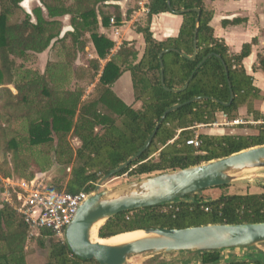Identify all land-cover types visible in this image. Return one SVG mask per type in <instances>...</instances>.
<instances>
[{
	"label": "trees",
	"instance_id": "16d2710c",
	"mask_svg": "<svg viewBox=\"0 0 264 264\" xmlns=\"http://www.w3.org/2000/svg\"><path fill=\"white\" fill-rule=\"evenodd\" d=\"M37 1L39 4L29 14L21 5L23 0H0V155L5 159L10 157L14 174L18 173L19 162H22L21 146L26 143L35 158L31 167L39 171L48 169L52 162L63 167L73 165L67 181L47 185L49 191L93 192L102 177L144 147L168 110L148 148L113 177L126 174L130 180L148 178L264 145V115L254 109V102L262 100L263 96L242 65L257 41L244 44L237 54L230 53L223 40L214 36L210 25L213 11L205 7L204 0H150L144 22L136 26V32L142 35L145 43L141 59L136 63L124 61L130 55L127 45L123 44L104 65L94 90L86 98L81 84L96 79L100 64L92 60L86 61V66H78L75 60L87 42L93 45L98 60L107 59L114 48L113 41L98 33L99 17L104 28L110 22V15L101 12L106 0ZM193 9L200 10V17L196 55L189 59L193 56L197 16ZM19 12L23 18L17 20ZM162 13L180 15L182 24L176 37L156 41L152 38L150 23L154 16ZM65 16H70L73 31L60 38L63 27L60 19ZM243 21L236 19L223 24L235 25ZM48 50L55 51L59 60L47 61L43 71L30 69L28 63H33ZM164 50H168L161 58L167 90L160 82L159 55ZM17 61L25 67L17 66ZM258 69L264 72V57L260 58ZM124 72L131 78L133 100L130 104L111 89ZM228 82L232 101L224 106L230 102ZM10 85L16 94L11 92ZM241 109H245L246 115L257 124L234 127L247 128L251 133L211 135L197 132L196 126L215 123L217 114L231 122L238 121ZM15 121L25 124V136L11 131L10 125ZM70 135L79 141L75 150L67 141ZM195 137L198 147L186 144ZM42 147L48 148L52 158L42 152ZM25 162L22 172L29 167ZM4 175L11 176L8 169ZM33 178V173L22 177L26 181ZM227 188L229 186L218 189ZM208 192L211 189L169 204L119 214L99 228L97 240L106 241L147 229L264 223V192L221 193L217 197L202 195ZM27 236L28 229L21 217L9 205L1 203L0 264H26ZM54 238L47 230L37 235L40 247L48 240L47 260L43 264H98L76 257L65 240ZM244 249L253 251L254 247ZM223 251L178 253L198 254L199 264H264L262 252L242 259H225Z\"/></svg>",
	"mask_w": 264,
	"mask_h": 264
},
{
	"label": "water",
	"instance_id": "95a60500",
	"mask_svg": "<svg viewBox=\"0 0 264 264\" xmlns=\"http://www.w3.org/2000/svg\"><path fill=\"white\" fill-rule=\"evenodd\" d=\"M167 3L169 5V1ZM193 11L197 16L193 37V56L189 59H193L196 55V36L200 17L199 9H193ZM167 51L164 50L159 55L160 82L165 90L167 89L162 76L161 58L162 54ZM222 64L227 75V68L223 62ZM191 78L192 75L189 80ZM188 82L185 83L183 89L187 87ZM228 88L230 102L224 106H228L232 101L229 82ZM168 111L162 115L144 147L122 166L101 178L88 199L78 208L64 234L66 245L76 257L94 260L98 264H126L129 258L144 253L158 255L178 252H211L252 248L264 243V223L217 224L184 229H147L142 231L144 237L118 245L102 244L91 240L90 235L94 226L99 224L97 234L106 221L119 214L169 204L200 191L229 186L239 173L264 169L263 145L197 166L130 182L116 195H114L115 192H100V186L104 181L112 178L143 154Z\"/></svg>",
	"mask_w": 264,
	"mask_h": 264
},
{
	"label": "crops",
	"instance_id": "0c3cea01",
	"mask_svg": "<svg viewBox=\"0 0 264 264\" xmlns=\"http://www.w3.org/2000/svg\"><path fill=\"white\" fill-rule=\"evenodd\" d=\"M24 1V0H23ZM150 1V0H149ZM140 0H106L103 2L101 12L110 15V19H114V25L104 28L101 25L99 17L98 33L105 36L107 39L114 42V48L110 51V55L105 60H98L95 50L91 42H87L84 51L78 54L75 64L78 66H86V61L97 60L100 64V71L94 80L98 81L104 65L109 59L115 55L123 44L127 45L126 50L130 55L124 58V61H132L136 63L143 55L145 49L144 39L141 34L136 32V26L142 24L145 20L146 14L142 11L139 5ZM37 1V5H38ZM205 7L213 11V16L210 25L213 29L214 36L217 39L223 40L228 50L232 54L240 52L244 44H250L254 39L257 41L251 47L250 55L245 58L242 65L247 74L253 77V84L262 93L263 99L254 102V109L264 115V72L259 70V60L264 57V0H204ZM35 5V6H37ZM24 9V8H23ZM25 10V9H24ZM26 11V10H25ZM27 13H31L26 11ZM244 20L241 23L232 25H224V22H232L233 20ZM63 27L60 38L66 33L72 32L70 26V16H65L60 19ZM182 24V17L180 15L171 13H162L154 16L150 23V32L152 38L156 41H164L168 38H174L178 35ZM55 51H46L44 54L38 56L37 60L42 57H47L46 61H58L48 55L54 54ZM131 52V53H130ZM56 53V52H55ZM136 53V56L133 55ZM80 61H85L81 62ZM114 94L119 97L126 104H130L133 100V90L131 84L130 74L124 72L122 76L111 87ZM91 90H84V95L91 94ZM240 115L246 116V110L241 109ZM218 122L209 126H196L198 133H206L211 135L221 134H246L251 130L232 126L228 131L226 123H231L224 115L217 114ZM250 119V118H249ZM242 120V119H239ZM249 125H256L255 122H250ZM231 126V125H229Z\"/></svg>",
	"mask_w": 264,
	"mask_h": 264
},
{
	"label": "rangeland",
	"instance_id": "374dc122",
	"mask_svg": "<svg viewBox=\"0 0 264 264\" xmlns=\"http://www.w3.org/2000/svg\"><path fill=\"white\" fill-rule=\"evenodd\" d=\"M24 2H25V5L23 4ZM21 5L26 11L30 12L35 7V5H37V0H24L21 3ZM22 18H23V14L19 12L16 19L20 20ZM48 55L52 57L54 60L55 58H57L55 52L54 54L48 53ZM47 59H48L47 57L41 56L40 60H36L34 62L31 61L33 63H28L29 65L28 64L27 65L30 67V69H36L37 71H43L45 64L47 62L46 61ZM81 62H85V61H80V63ZM16 65L25 67V65L22 64V62L20 61H17ZM81 86L82 87L80 88L83 89V92L84 90H89V89L93 91L95 88V83H94V80L89 83L83 82ZM8 87L13 94H16V91L14 90L12 85ZM0 94H1V88H0ZM86 97H88V95L85 96V98ZM0 105H2L1 101H0ZM240 119L242 120H238V121L239 122L242 121L243 123H246V125L250 124V122H253L251 118L249 119L246 116H242L240 117ZM10 127H11L10 129H12L11 131H13L15 134H18L20 137H22L21 135L23 136L26 135L25 124L22 121H15L12 125H10ZM222 128H225V129L228 128V131L232 129V127L230 126H226V127L222 126ZM67 141L70 144L72 149L75 150L78 148L79 141L73 136L71 135L68 136ZM41 150L43 153L46 154V156L52 158L53 155L49 153L47 147H42ZM21 154H22V159H21L22 162H19L20 165L18 167L17 174H14L12 165L10 164V161H11L10 157L5 159V158H2V155H0V179L7 180L9 178V179L17 180V179H22V177L24 178L28 176L29 173H33L34 179L35 178L40 179L46 185H51V184L54 185L56 181H60L61 183H64L69 178L73 165L63 167V166H60L52 162V164L50 165L48 169H46L45 171H39L37 170V168L31 167L35 158L34 156H32L30 150L27 148L26 143H23L21 146ZM24 161H26L25 163H27L29 167L25 169V172H22V170L24 169V166L22 165L24 164L23 163ZM6 162H9L8 166H6ZM6 169H8V172H10L11 176L6 177L4 175V171ZM145 178L147 177H143L140 179H145ZM140 179H137V180H140ZM137 180H130V178L127 177L126 174L120 177H112L110 179H107L101 184L100 192L102 191L111 192V193L115 192L114 195H116L117 192L120 189L124 188L126 184L137 181ZM98 182L96 186L98 185ZM259 192H264V169L250 170V171L239 173L236 176L235 180L231 183V185H229V188L224 189V190L218 189V188L211 189V192L203 193L202 195L203 196L211 195L213 197H217L221 193L245 194V193H259ZM4 199H6V195L5 193L3 194L1 193L0 194V204L3 202ZM54 239H57V238H54ZM91 239L92 241L97 242V239H98L97 234L95 235L94 238H91ZM47 246H48V240H44V247H40L37 242V236L28 235L26 242H25V247H24L25 252H26V258H25L26 264L45 263L47 260V254H48ZM257 252L264 253V243L254 247L253 251H247L245 249H233V250H225L222 252V254L225 259L229 257H234L235 259H242L244 257H248L249 255L257 254ZM157 262H163L166 264H199V256L196 253H169V254L162 253L158 255H155L152 253H144V254L136 255V256L129 258L126 264H152V263L156 264Z\"/></svg>",
	"mask_w": 264,
	"mask_h": 264
},
{
	"label": "built area",
	"instance_id": "2783aa9c",
	"mask_svg": "<svg viewBox=\"0 0 264 264\" xmlns=\"http://www.w3.org/2000/svg\"><path fill=\"white\" fill-rule=\"evenodd\" d=\"M149 0H140L139 5L147 15ZM114 19L110 24L114 25ZM214 124V123H213ZM242 121L226 123V126L243 125ZM187 145L198 147L197 137L187 141ZM4 185H3V184ZM2 194L6 199L2 203L9 205L21 217L28 229V235H38L42 230L50 231L56 238L63 241L67 226L71 223L78 208L92 192L81 191L77 194L49 191L40 179H0Z\"/></svg>",
	"mask_w": 264,
	"mask_h": 264
},
{
	"label": "bare ground",
	"instance_id": "6f19581e",
	"mask_svg": "<svg viewBox=\"0 0 264 264\" xmlns=\"http://www.w3.org/2000/svg\"><path fill=\"white\" fill-rule=\"evenodd\" d=\"M23 4L25 5V2ZM98 227H99V224L94 226V228L92 229L90 238H94L95 237ZM142 237H144V234H143L142 231H135V232L125 233V234L119 235L117 237H114V238L106 240V241H101V240L98 241L97 240V242L102 243V244H108V245H118V244L131 242V241H134L136 239H140Z\"/></svg>",
	"mask_w": 264,
	"mask_h": 264
}]
</instances>
